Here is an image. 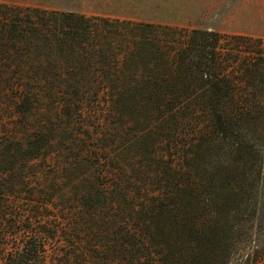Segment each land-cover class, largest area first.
Here are the masks:
<instances>
[{
	"label": "trees",
	"instance_id": "16d2710c",
	"mask_svg": "<svg viewBox=\"0 0 264 264\" xmlns=\"http://www.w3.org/2000/svg\"><path fill=\"white\" fill-rule=\"evenodd\" d=\"M264 41L0 1V264H260Z\"/></svg>",
	"mask_w": 264,
	"mask_h": 264
},
{
	"label": "rangeland",
	"instance_id": "374dc122",
	"mask_svg": "<svg viewBox=\"0 0 264 264\" xmlns=\"http://www.w3.org/2000/svg\"><path fill=\"white\" fill-rule=\"evenodd\" d=\"M187 28L246 35L264 41V0H0ZM260 264H264V257Z\"/></svg>",
	"mask_w": 264,
	"mask_h": 264
}]
</instances>
